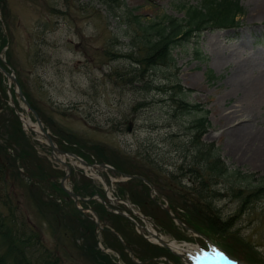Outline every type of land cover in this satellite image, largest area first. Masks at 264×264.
<instances>
[{
  "label": "rangeland",
  "instance_id": "rangeland-1",
  "mask_svg": "<svg viewBox=\"0 0 264 264\" xmlns=\"http://www.w3.org/2000/svg\"><path fill=\"white\" fill-rule=\"evenodd\" d=\"M109 3L0 0V67H10L60 147L75 149L91 159L101 153L104 161L117 167L121 161L133 160L174 209L180 207V194L190 196L184 186L192 182L199 188L202 179L208 180L210 199L221 219L230 220L231 230L257 248L258 264H264V198L240 212L238 198L243 192L264 187V166L239 158L235 151L231 153L227 149L229 137L221 135L220 123L221 114L243 106L251 127L264 131V86L248 95L226 86L233 72L244 69L249 76L264 81V0H240L245 14L238 28L206 31L199 38L175 46L171 63L152 68L140 62L141 55L132 44L128 11L144 23L164 16L182 18V5L196 6L199 0ZM209 71L212 79L208 78ZM9 86L10 81L0 72V195L13 204L17 214L64 264H97L93 248L100 251L99 243L109 250L108 246L118 239L112 232L111 219L101 220L103 231H95L91 211L84 209L87 217L76 215L79 212L71 210L69 205L74 204L69 198L53 194L44 174L59 181L65 168L53 160L45 140L21 122L35 125L32 114ZM181 97L190 105H200L201 112L185 111L178 102ZM200 118H205L204 126L194 132L192 126ZM195 145L202 151L198 165L211 152L219 156L220 173L188 167ZM74 163L66 184L70 189L74 180H79L81 170L79 162ZM101 172H106L102 177L113 199V189L122 176H114L109 169ZM25 175L41 181L33 183ZM84 175L90 177V172ZM200 176L204 178L199 180ZM93 181L100 183L98 179ZM0 209L7 213L5 208ZM154 214L159 220L164 218L159 212ZM150 219L155 230L170 242L188 243L203 252L209 251V243L220 249L225 246L220 239L227 237L211 234L213 241L209 242L187 231L176 238ZM127 231H131L129 227ZM109 251L106 255L112 263L124 264L119 253ZM177 253L181 258L163 252L170 262L159 261L188 264L184 253ZM242 258L240 255L236 260L249 264Z\"/></svg>",
  "mask_w": 264,
  "mask_h": 264
},
{
  "label": "trees",
  "instance_id": "trees-1",
  "mask_svg": "<svg viewBox=\"0 0 264 264\" xmlns=\"http://www.w3.org/2000/svg\"><path fill=\"white\" fill-rule=\"evenodd\" d=\"M100 1L107 6H110L109 2L123 5V0ZM182 12V18L164 16L162 20L144 23L140 20V16L133 15L131 10L128 11L126 18H132V22L127 19V25L133 27L132 44L138 49L141 55L140 62L146 67L152 68L171 63L173 61L171 52L175 46L188 43L191 39L199 38L205 31L237 28L239 20L245 14L239 0H199L196 6L182 5ZM135 60L138 61L137 59ZM212 77L211 72H209L208 78L212 79ZM178 102L180 103V107L185 111L198 110L201 112L199 105H190L182 97L179 98ZM204 123L205 118L196 120L192 126L194 132H199L203 128ZM201 152L199 147L195 145L188 161V167L194 166L193 168L197 169L200 166V171L208 169L215 171L216 174L220 173L221 170L218 168L220 162L219 156L211 152L206 153L207 159L205 157V161L202 159L201 165H198V159L202 156ZM209 155L211 156L209 157ZM98 157V161H104L101 153H98ZM183 158L186 159V156ZM198 178L200 180L204 177L200 176ZM138 183L130 181L121 185L118 188L117 196H127V199L136 204L146 216H151L157 220L154 213L159 211L158 206L148 198L145 186H142L141 191L134 187ZM194 185L195 183H191L190 186L183 187L187 188L190 196L187 194L179 195L186 211L181 218L182 221L193 230L207 237H212L211 234L227 237L220 239L223 241L225 247L231 252L238 254L246 253L247 260L256 257L258 252L255 247L231 230L230 220L221 219L220 214H218L219 210L210 199L212 190L209 186V181L202 179L199 188L194 187ZM52 186L54 187V184ZM75 192L82 196H91L99 192V189L89 180L82 179L80 185L75 184ZM214 193L218 194L217 192ZM239 193L242 192L239 191ZM263 195V186L243 192V194L238 196V198L241 197L239 212L247 210L254 201L264 198L261 197ZM0 207L5 208L7 211L4 214L0 209V264H64L59 254L42 243L36 230H33L23 216L17 214L13 204L1 195ZM92 209L100 216V220L110 218L111 220L109 221L112 224V228L121 236L124 245L118 239H115V244H111L108 247L119 253L120 259L124 264H133L125 252L126 249L130 250L134 254V257L142 262L163 255L164 250L162 248L134 236L132 231L128 232V224H126V221L122 217L107 212L100 204H96ZM76 215H79V213H76ZM160 222L162 225L164 224L161 220ZM170 227L172 231H175L172 224H170ZM89 228V232L92 235V227L90 226ZM128 235L135 238L132 239ZM92 252L97 259V264H100V262L104 264L106 261L109 264H114L110 258L108 259L106 254L99 251L96 247L93 248ZM148 264L154 263L150 262Z\"/></svg>",
  "mask_w": 264,
  "mask_h": 264
},
{
  "label": "bare ground",
  "instance_id": "bare-ground-1",
  "mask_svg": "<svg viewBox=\"0 0 264 264\" xmlns=\"http://www.w3.org/2000/svg\"><path fill=\"white\" fill-rule=\"evenodd\" d=\"M242 71L245 73L247 72L245 69L233 72L226 86L231 87L232 90H243L244 95H248L254 91L258 92L264 86L263 78L255 75L249 76L247 74L248 72L246 74H238ZM243 109V106H239V109L233 108L232 111L220 115L222 118L220 122L222 129L221 135L229 137L227 149H229L231 153L235 151L234 153H236L239 158H246L247 161H252L262 167L264 166V131H259L251 127L247 121L249 113ZM245 116L246 119H244ZM23 123L25 127L30 128L36 135L39 134L37 127L34 125L31 126L25 121ZM147 229L151 233H154L150 225H147ZM168 246H170V249L174 252H185L186 259L191 264H206V257H208V255L198 252L195 247L191 249L188 247L180 249L181 247L174 243H169ZM211 253H214L222 264H237L218 248L215 249L212 247Z\"/></svg>",
  "mask_w": 264,
  "mask_h": 264
},
{
  "label": "water",
  "instance_id": "water-1",
  "mask_svg": "<svg viewBox=\"0 0 264 264\" xmlns=\"http://www.w3.org/2000/svg\"><path fill=\"white\" fill-rule=\"evenodd\" d=\"M7 76L12 80V82H13L14 84L17 85L16 80H15L12 76H9L8 74H7ZM18 97L21 98V99L23 100L25 106H27V108L30 110V106L28 105L27 101L25 100L23 94H22L20 91H19V93H18ZM32 112H33V114H34V117H35V120H36L37 126H38L40 132L42 133V135L47 139L48 144H49V146H50V148H51V150H52V156L54 157V156H55V153H60V152H59L58 149L55 147L54 143L52 142V140H51V138H50V136H49V134H48V132H46V131L44 130L43 125H42V123H41L39 117L37 116V114H36L34 111H32ZM130 130H131V124H129V126H128V128H127V131H130ZM67 177H68V176H66L65 179H67ZM65 179L62 180V184H61V186L63 187V189H64L63 184H64ZM64 190L67 192L66 189H64ZM68 194H69L72 198H74L75 200L77 199L76 196H75L74 194H72V193H70V192H68ZM79 199L81 200L80 197H79ZM94 216L96 217V220L98 221V218H97L96 214H94ZM123 216L129 219L128 216H126V215H123ZM97 226H98V224L96 223V227H97ZM138 228H140V227H138ZM153 237L156 238V236H154V235H153ZM157 239H158V238H157ZM158 241H159L164 247H167V244L164 243L162 240L158 239Z\"/></svg>",
  "mask_w": 264,
  "mask_h": 264
}]
</instances>
